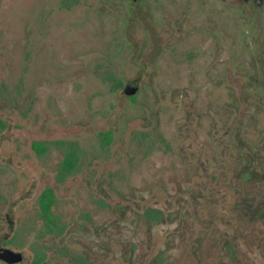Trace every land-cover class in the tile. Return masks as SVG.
Returning <instances> with one entry per match:
<instances>
[{
    "label": "flooded vegetation",
    "instance_id": "obj_1",
    "mask_svg": "<svg viewBox=\"0 0 264 264\" xmlns=\"http://www.w3.org/2000/svg\"><path fill=\"white\" fill-rule=\"evenodd\" d=\"M55 1L57 10L62 16L67 15L69 11L71 14L79 15L73 19L68 16V21L73 23H80L86 19L90 21L86 27L92 38L90 41L92 44H89L87 49L91 62L88 60L85 62L86 65L80 66L81 55L77 54L79 58L75 61L72 60L75 53L71 52L68 53L69 58L61 60L62 55L58 56L52 47H48L45 57L56 58L59 66L42 67V71L45 70L50 76L48 79L44 77V80L56 79L51 82L54 85L74 84L81 81L93 85H115L120 91V97L127 100L131 106L134 104L137 106L143 102L144 99L139 98L140 86L145 83L154 85L160 84V81L163 84L171 83L172 85L183 83L188 84L189 89L196 88L198 85L201 88V85L222 84L225 68L229 65L237 66L240 63L236 46L238 43L241 44V39L237 41V38L229 45L227 44V46L232 45L233 56L231 57L227 55L229 50L224 51L225 6L234 11L230 24L233 28H237V21L241 20V11L245 18L254 13L251 11L250 4L252 7L254 4L250 3L251 0ZM50 4L51 0H44L43 9L49 12ZM76 12L78 14H75ZM213 13L216 15L214 16ZM233 21H236V25ZM66 30L68 37L70 33L78 32L74 26ZM236 31L240 33V30L236 29ZM239 33H236L238 38H240ZM248 33L250 34V31ZM76 62L79 63L78 66ZM72 65L75 67L72 68ZM178 69H181L180 74L177 72ZM200 91L195 93L196 97L192 96V92L185 91L182 100H185L183 111L186 115L177 125L178 131L174 129L183 141L181 143L186 142L182 158L178 155L174 158L183 159L187 163V170L182 172L180 178L178 177L182 182L178 183V190L168 198L166 206L169 211H184L189 217L187 223H184L187 217H181V220L176 221L177 236H173V241H168V244L171 246L185 244L183 254L197 257V260L200 257L204 262L213 258L217 260L216 264H242V261H247L248 256L238 248L239 226L249 229V236L246 239L250 245L264 249V228L261 229L259 226L264 227V157L260 156L262 147L258 146V150H254L251 147L253 142L249 141L245 134L241 135L242 132L249 131L250 126L246 127L248 129L244 130L243 127L240 130L238 126L234 129L236 125H227L230 121L225 120V103L215 102L217 105H214V97L210 96L209 92L199 93ZM163 94L158 93L159 100L164 96ZM200 94L204 96L202 100L205 106L197 114L193 106ZM180 96L182 97V94ZM170 98L177 99L172 91ZM253 100L256 101V99ZM246 101L248 103L249 99ZM98 105L101 106V103L99 102ZM228 106L227 111H235L232 108L233 105ZM262 106L264 107V104ZM15 107L13 105V108L17 110ZM45 108L43 107V110ZM205 120L211 123L209 132L203 129ZM74 121L69 128V132L73 134L79 133L82 128L80 122ZM138 121L140 123L136 133H131L135 138L134 141L140 145L144 144L143 140L145 141V132H139L140 128H144L142 124L144 120L138 119ZM104 122V125H108L110 116ZM40 128L45 134L53 132V128L46 127L43 122ZM97 128V124L92 126L95 139L90 141L86 148L97 146L101 152L102 148H106L113 142L115 132L112 129L95 131ZM205 133H207L205 140L210 139L216 145L215 156L206 151L203 139ZM125 137L127 141L131 135L125 133ZM158 141L161 144V141ZM81 143L84 142L60 141L58 146L61 148H57L60 156L49 159L41 157L50 151L49 142L32 141L29 146L30 157L24 162L30 172L37 176L39 182L34 180L30 182L27 173L20 174L15 171V168L11 166L12 162L7 164L10 166L7 167L8 176L7 173L0 172V264H53L52 260H56L54 264H162L161 254L160 252L158 254L154 247L156 242H152L151 238L147 240L148 250H154L152 254H148L145 241L139 237L128 236L125 231L123 234L114 236L115 230L123 229L119 225V218H123L125 210L122 212L115 210L116 217L112 222L110 221L109 226L107 223L99 226L92 220L81 222L79 219H69L70 212L80 213L85 205L83 193L86 196H91V193L94 196L97 191L102 194H111L108 187L109 174L113 171L111 169L113 166L117 167L118 157L113 165L106 156H100L97 150L92 155H86V152L83 154L80 151ZM35 144L38 147H35ZM166 159L170 161L168 163H173L171 156ZM125 164L127 166L129 162ZM36 184L45 185V188L41 193L34 194L36 199L31 206L18 205L16 200L12 201L17 189V192L23 191ZM183 185L189 186L188 189L182 190ZM59 187L62 194L57 196L54 192ZM29 193L27 190L25 195L28 196ZM47 195L50 197V202L46 208ZM57 198L62 202L63 221L54 211ZM128 199L132 204L126 206L127 210L130 211L138 206V204L135 205V199ZM214 205L221 207V211L225 209L234 213L232 220L223 221L227 227L222 229L218 239L215 238L217 241L213 239L209 245L207 233V235L196 233L195 237L192 236L193 239L190 238L191 240L185 243L183 240L186 233L193 234V227L203 224H196V218L204 217L205 212ZM160 210L148 212L147 219L159 222ZM140 217L139 223L142 224L146 218L144 214ZM190 217L192 221L189 220ZM235 220H238L239 224L236 231L231 234L229 229L232 230L236 226ZM29 227L40 228L43 233L57 234V237L54 235L51 237L52 243L47 254L35 251L32 253V246L20 247V232L23 228ZM62 232L65 233V238L61 237ZM86 233H104L109 238V242L91 240L85 236L88 235ZM38 237V234L35 237H28L29 244L38 240ZM113 244L120 245L119 252H112ZM76 245L87 249L88 254L84 253V257L78 255L79 258H77V253L74 252ZM198 245H204L205 249L209 247L210 250L203 253ZM165 254L170 256V252ZM175 260L172 258L173 264ZM183 261H187L186 257L181 258L179 264H183Z\"/></svg>",
    "mask_w": 264,
    "mask_h": 264
},
{
    "label": "rangeland",
    "instance_id": "obj_2",
    "mask_svg": "<svg viewBox=\"0 0 264 264\" xmlns=\"http://www.w3.org/2000/svg\"><path fill=\"white\" fill-rule=\"evenodd\" d=\"M43 2L44 0H0V71L2 70L0 74V122L2 123L0 128V172L7 173L8 176L9 169L7 167L10 166L7 164L12 162L11 166L13 169L15 168V171L20 174L27 173L30 182L33 180L39 182L40 180L30 172L24 162L26 158L30 157L29 146L32 141L45 140L49 142L50 151L41 156L49 159L60 156V153H57V148H61L58 146L60 141L84 142L81 143L80 148L83 154L86 152V155H92L97 150L100 156H106L113 165L118 157L117 167L113 166L111 168L113 171H110L109 174L108 187L111 194H102L97 191L95 195L93 194L94 196L92 193L91 196H86L83 193L85 205L80 213L70 212V220L79 219L81 222L92 220L99 226L106 223L109 226L110 221L112 222L116 217L115 210L119 212L125 210L123 218H119V225L123 229L115 230L114 236L123 234L125 231L128 236L139 237L145 241L147 248L145 250L148 254H152L154 250H148L147 240L151 238L152 242H156L154 247L158 254L159 252L161 254L162 264H173L172 258L176 259L174 264H179L183 257H186L188 261H183V264H216L217 260L213 258L204 262L200 257L197 260V257L186 256L183 254L185 244L179 243L172 246L168 244V241H173V236H177L175 234V230L178 228L176 221L181 220V217H187L184 222L187 223L189 217L184 211H169L166 206V201L178 190V183L182 182L178 177L187 170V163L183 159L174 158L175 155L182 158L186 146V142L181 143L183 141L174 129L176 128L178 131L177 125L186 115L183 111L185 100H182L185 91L192 92V96L196 97L195 93L201 89L199 93L209 92L210 96L214 97V99L212 98L214 105L225 103V120L230 121L227 125H236L234 129L238 126L240 130L243 127L244 130L248 129L246 127L250 126L249 131H244L241 135L245 134L248 140L253 142L250 144L254 150H258V146H261L260 156L264 157V107L262 106L264 104V0L250 1V3H254L253 7L250 4L251 11L254 13L245 18L241 11V20L237 21V25L236 21H233L237 28L230 25L234 11L225 6L224 38L226 45L224 51L229 50L227 55L231 57L233 56L232 45L227 46V44L229 45L236 38L237 41L241 39V44L237 42L238 46H236L240 63L237 66L229 65L225 68L222 84L201 85V88L198 85L196 88L189 89L190 86L183 83L179 85L163 84L162 81L155 85L145 83L140 86L139 96L144 100L137 106L135 104L131 106L127 100L122 99L119 95L120 91L116 89L115 85H93L86 81L54 85L51 82L56 79L47 80L50 76L45 70L42 71V67L59 66L56 58L47 59L45 57L48 47H52L58 56L62 55L61 60L69 58L68 53L71 52L75 53L72 60L77 61L79 58L77 54H79L81 55L80 66L86 65L85 62L90 61L91 58L87 49L88 45L92 44L90 42L92 38L86 27L90 22L88 19L80 23L70 22L68 16L73 19L79 15L71 14L69 11L67 15L62 16L57 10L55 0H51L48 12L43 9ZM80 2L82 1L80 0ZM213 11L216 12V10ZM73 26L78 29V32L70 33L68 37L66 29ZM236 29L240 30V33ZM236 33H239L240 38ZM49 60H51V64H49ZM78 65L79 63L76 62V66ZM71 67L73 68L75 65ZM177 72L180 74L181 69H178ZM44 77L47 79L44 80ZM56 88H60V90ZM157 88L161 94L164 93L161 100L157 97L159 93H157ZM171 91L175 93L177 99L170 98ZM202 99L204 96L200 94L198 100L194 101L193 108L196 109L197 114L205 106ZM246 99H249L248 103ZM253 99L256 101L254 102ZM251 101L252 103L249 104ZM99 102L101 106L98 105ZM231 103L232 108L235 109L233 112L227 111V105L232 106ZM13 105L17 110L13 108ZM43 107H46L45 110ZM109 116L110 122L108 125H104L105 119ZM138 119L144 120L142 123L144 128H140L139 132H145V141H142L144 144L140 145L134 141L135 138L131 133L137 131L140 123ZM73 120L80 122V126H82L79 133L69 132ZM42 122L46 127L53 128L51 134L42 132L40 128ZM94 124L98 126L95 131L112 129L115 132L113 142L106 148H102L101 152L97 146L86 148L89 142L95 139V132L92 130ZM210 127V122L203 121L204 130L209 132ZM125 133L131 135L130 138H127L130 143L125 140ZM119 134L124 135L121 137ZM137 135L141 137L139 133ZM206 135L207 133L203 138L206 151L215 156L216 145L210 139L205 140ZM158 140L161 141V144ZM35 147H38L37 144ZM170 156L172 157L171 162H173L171 164L166 159ZM126 162H129L127 165L129 167L126 166ZM183 186L182 190L189 187ZM44 188L45 185L36 184V186L27 187L23 191L17 192V189L12 201L16 200L18 205L31 206L33 200L36 199L34 194L41 193ZM27 190L30 192L29 197L25 195ZM54 193L57 196L61 195V187L55 189ZM128 198L135 199V205L138 204L130 211L126 209V206L132 204ZM59 199L54 204V211L63 221L62 202ZM46 202H50L48 195L45 198ZM220 208L214 205L213 208L205 212L204 217H197L196 224L203 223L202 226L193 227V234L186 233L183 241L189 242L193 239L192 236H196V233L198 235L208 234L209 245L213 239L217 241L219 233L224 227H227L223 221L232 220L234 217V213L230 210L221 211ZM155 209H161L160 217H158L159 222L147 219L148 212ZM138 211H141V214H144L146 218L142 224L139 223L141 214ZM176 217L177 219H175ZM189 220L192 221L191 217ZM234 223L236 226L232 230L229 229L231 234L236 231L239 224L238 220H235ZM259 226L261 229L264 228L262 225ZM239 228L240 245L238 248L248 256L247 261H242V264H264V249L259 248L258 245V248L250 245L246 239L249 236V229L245 226H239ZM64 232H62V238H65ZM37 234L39 235L37 242L29 244L28 237H35ZM86 234L88 235L85 236L91 240L109 242V238L104 233ZM53 235L49 232L43 233L40 228H23L19 235L20 247L30 248L29 246H32V253L35 251L47 254ZM54 236L57 237V234ZM203 246L198 245L203 253L210 250L209 247L205 249ZM119 247V244H113L112 252H119ZM74 252L79 258L78 255L84 257V253L87 255L89 251L76 245ZM169 252L170 256L165 254ZM164 254L165 256H163ZM169 257L170 259H168ZM55 261L52 260V263L54 264Z\"/></svg>",
    "mask_w": 264,
    "mask_h": 264
},
{
    "label": "trees",
    "instance_id": "obj_3",
    "mask_svg": "<svg viewBox=\"0 0 264 264\" xmlns=\"http://www.w3.org/2000/svg\"><path fill=\"white\" fill-rule=\"evenodd\" d=\"M48 205H49V202H46V203H45L46 208L48 207Z\"/></svg>",
    "mask_w": 264,
    "mask_h": 264
}]
</instances>
